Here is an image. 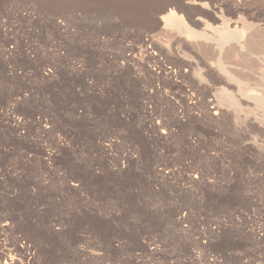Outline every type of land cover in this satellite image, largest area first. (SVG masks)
Returning <instances> with one entry per match:
<instances>
[{"label":"rangeland","instance_id":"obj_1","mask_svg":"<svg viewBox=\"0 0 264 264\" xmlns=\"http://www.w3.org/2000/svg\"><path fill=\"white\" fill-rule=\"evenodd\" d=\"M263 69L264 0H0V256L264 264Z\"/></svg>","mask_w":264,"mask_h":264},{"label":"bare ground","instance_id":"obj_2","mask_svg":"<svg viewBox=\"0 0 264 264\" xmlns=\"http://www.w3.org/2000/svg\"><path fill=\"white\" fill-rule=\"evenodd\" d=\"M179 4H181V6L183 5V3H182V1H180V3ZM177 7H178V9L180 10V8H179V5H177ZM186 8V7H185ZM198 9V8H197ZM181 11V10H180ZM205 11V10H204ZM186 12V11H185ZM200 12V11H199ZM187 13V12H186ZM188 15V14H187ZM215 16V15H214ZM188 17H189V15H188ZM153 18V17H152ZM209 18L211 19V21H213L214 23H216V21H217V19L215 18V17H212V15L211 16H209ZM219 18V17H218ZM155 19V22H157L156 24H155V26L154 27H157L160 23H161V21H160V19L159 18H153V20ZM192 19V18H191ZM220 19V18H219ZM192 21V20H191ZM193 22V21H192ZM197 25H200V22H195ZM225 26V25H224ZM229 28V27H228ZM230 29V28H229ZM209 31V30H208ZM215 31H219V29L218 28H215ZM191 32L192 33H194L195 34V32H193L192 30H191ZM232 32V31H231ZM195 35H199V34H195ZM209 35V34H208ZM184 43V42H183ZM186 43V42H185ZM167 45V44H166ZM155 46V45H154ZM153 46V47H154ZM158 46V45H157ZM194 46V45H193ZM204 46V45H203ZM169 47V46H168ZM209 47H210V45H209ZM193 50V49H192ZM195 50V49H194ZM197 50V49H196ZM196 52V51H195ZM173 53V52H172ZM193 53V52H192ZM174 54V53H173ZM172 56V55H171ZM174 56V55H173ZM172 56V57H173ZM175 57V56H174ZM157 59V58H156ZM177 59V58H176ZM187 62H190V61H187ZM203 63V62H202ZM206 63V62H205ZM209 63V62H208ZM208 63H206L207 65H208ZM213 65V64H212ZM263 68V67H262ZM264 70V69H263ZM209 71L212 73L213 72V69L212 68H210L209 67ZM260 71V70H259ZM52 72V71H51ZM213 74V73H212ZM221 76V75H220ZM217 77V76H216ZM222 77V76H221ZM220 77V78H221ZM169 79V78H168ZM223 79V78H222ZM214 81H216V80H214ZM220 81V80H219ZM203 86V85H202ZM202 88V87H201ZM203 89V88H202ZM206 91V90H205ZM250 96V95H249ZM253 98V97H252ZM213 99V98H212ZM256 99V98H255ZM254 99V100H255ZM210 100V99H209ZM247 103V102H246ZM212 104V103H211ZM210 106V105H209ZM216 106H217V104H215L214 102H213V106L212 107H214V108H216ZM218 107V106H217ZM211 108V107H210ZM219 108V107H218ZM185 112V111H184ZM178 117V116H177ZM230 117V116H229ZM187 118V117H186ZM190 118V117H189ZM197 119V118H196ZM181 121V120H180ZM206 122V121H205ZM204 122V123H205ZM249 124L250 125H254L255 123L254 122H251L250 123V121H249ZM257 127V126H256ZM257 130V129H256ZM42 133V132H41ZM192 143V142H191ZM54 155V154H53ZM52 155V156H53ZM55 158V157H54ZM57 158V157H56ZM261 209V208H260ZM262 211V210H261ZM263 212V211H262ZM258 214V213H257ZM188 215V214H187ZM264 215V214H263ZM253 220V219H252ZM185 221V220H184ZM221 223V222H220ZM219 225H221V224H219ZM223 226V225H222ZM211 230V229H210ZM215 233V232H214ZM214 235V234H213ZM2 255H4V254H2ZM15 261V260H14ZM15 263V262H14ZM13 263V259H9L8 257H3V256H0V264H14Z\"/></svg>","mask_w":264,"mask_h":264},{"label":"water","instance_id":"obj_3","mask_svg":"<svg viewBox=\"0 0 264 264\" xmlns=\"http://www.w3.org/2000/svg\"><path fill=\"white\" fill-rule=\"evenodd\" d=\"M176 5V8H177V10L178 11H180L179 9H178V7H177V2H172V3H169V4H167L165 7H164V9H162L160 12H164V11H166V10H168V9H170V5ZM186 6V5H185ZM185 14L187 15V13L185 12ZM188 16V15H187Z\"/></svg>","mask_w":264,"mask_h":264}]
</instances>
